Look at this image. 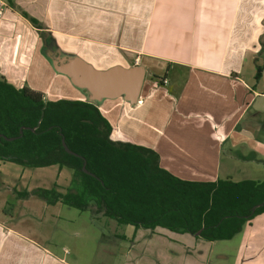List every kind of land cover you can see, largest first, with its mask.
<instances>
[{"label": "crops", "instance_id": "crops-1", "mask_svg": "<svg viewBox=\"0 0 264 264\" xmlns=\"http://www.w3.org/2000/svg\"><path fill=\"white\" fill-rule=\"evenodd\" d=\"M0 4V74L12 84L26 85L47 100L90 101L86 89L56 70L55 59L78 57L98 70L142 65L140 101L120 96L94 102L110 121L113 140L155 149L160 164L182 179L264 180V0ZM36 197L8 201L0 193V264H73L68 255L76 260L79 248L44 245L6 225L9 202L19 203L18 217L62 203ZM55 212L51 215L60 217ZM119 225L125 230L109 240L118 247L107 249L102 240L96 246V255H107L106 264H264V213L233 238L218 241L163 227ZM78 228L61 227L80 236Z\"/></svg>", "mask_w": 264, "mask_h": 264}, {"label": "trees", "instance_id": "trees-1", "mask_svg": "<svg viewBox=\"0 0 264 264\" xmlns=\"http://www.w3.org/2000/svg\"><path fill=\"white\" fill-rule=\"evenodd\" d=\"M111 132L110 121L96 103L47 100L41 92L18 87L0 74V159L73 170L65 192L55 186L37 187L19 192L20 197L34 194L49 204L94 208L119 224L163 227L207 241L231 239L264 213V180L182 179L160 164L155 149L113 140ZM63 139L75 153L66 150Z\"/></svg>", "mask_w": 264, "mask_h": 264}, {"label": "rangeland", "instance_id": "rangeland-1", "mask_svg": "<svg viewBox=\"0 0 264 264\" xmlns=\"http://www.w3.org/2000/svg\"><path fill=\"white\" fill-rule=\"evenodd\" d=\"M0 164L3 166L0 167V193H4L8 201L22 199L15 190H31L37 186H55L60 191L65 192L73 178L71 168L64 167L60 169L57 165L37 168L6 161H0ZM250 167L255 168V166ZM2 178L6 182L4 185H2ZM10 188L14 192L10 191ZM10 192L14 193L15 196H11ZM10 198L13 199L9 200ZM36 198L43 202L42 197ZM18 204L14 202L5 204L6 214H4V218L7 220L6 225L17 228L18 231L37 239L44 245L51 246L55 242L59 243L61 247L66 245L70 251L79 248L81 254L77 256L76 260H73V256L68 255V261L73 264H106L107 255L104 253L96 255L98 241L102 240L101 243L107 249L115 244L118 247L119 242H109L110 237L113 236L114 232L122 233L126 228V225H119L113 218L96 214L94 208L82 211L63 203H59L57 207H52L47 211L40 207H34L35 209L31 210V213L24 210L21 217H18L17 211L20 210ZM52 210L54 212L57 210V213H55L60 217L52 216ZM39 224L41 225L40 228L38 227ZM47 224H50V229L47 228ZM63 226H68L71 229L80 227L78 231L81 232V235H67L66 231H70V229H61ZM217 244L221 245L222 243L218 242Z\"/></svg>", "mask_w": 264, "mask_h": 264}, {"label": "water", "instance_id": "water-1", "mask_svg": "<svg viewBox=\"0 0 264 264\" xmlns=\"http://www.w3.org/2000/svg\"><path fill=\"white\" fill-rule=\"evenodd\" d=\"M55 68L69 76L74 85L86 89L91 102L124 96L126 100L135 104L139 101L146 75L145 68L139 64L128 68L115 66L107 70H98L78 57L57 58ZM4 137L8 140L15 138ZM63 144L68 152L75 153L68 147L65 139ZM84 169L87 171L86 167Z\"/></svg>", "mask_w": 264, "mask_h": 264}, {"label": "built area", "instance_id": "built-area-1", "mask_svg": "<svg viewBox=\"0 0 264 264\" xmlns=\"http://www.w3.org/2000/svg\"><path fill=\"white\" fill-rule=\"evenodd\" d=\"M4 13L3 6L0 4V16H2ZM140 101V100H139Z\"/></svg>", "mask_w": 264, "mask_h": 264}]
</instances>
